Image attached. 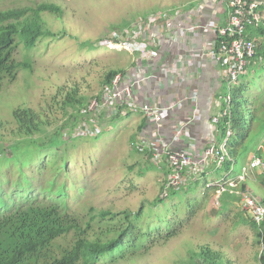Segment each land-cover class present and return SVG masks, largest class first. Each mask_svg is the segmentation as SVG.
Here are the masks:
<instances>
[{
	"label": "rangeland",
	"instance_id": "1",
	"mask_svg": "<svg viewBox=\"0 0 264 264\" xmlns=\"http://www.w3.org/2000/svg\"><path fill=\"white\" fill-rule=\"evenodd\" d=\"M191 2L0 0V11L52 4L62 12L60 15L41 14L45 28L58 37L41 38L30 49L20 42L14 59L28 61L31 69L16 71L12 82L0 90L3 127L0 129V146L3 147L0 152V217L12 215L18 209L56 205L69 223L74 221L79 229L86 231L85 237L95 239L102 227L99 211L114 214L110 228L116 230L124 229L125 224L129 226L122 214L129 212L130 227L135 234L126 237L120 250L100 260V264L202 263L201 257L196 255L204 248L218 254V264H260L261 245L249 218L237 204L227 203L224 208L222 203L217 204L203 182L172 191L162 204H153L160 197L164 174L135 152V136L142 124L140 117L105 121L101 135L72 141L65 140L63 130L62 143L48 145L56 130L80 109L67 108L64 114L52 101L59 89L74 86L85 104L100 92L106 73L131 67L128 54L95 48V41L105 31L127 27L148 13L172 10ZM260 34L255 33L264 50V35ZM241 82L248 86L246 98L251 108L247 112H254L256 119L250 120L248 114L251 127L244 142L248 144L250 132H260L264 127V108L258 105L264 98L263 57H255L249 63ZM219 93L226 94L225 84ZM65 95L63 92L58 100ZM18 107L40 110L43 117L52 111L49 118L46 117L44 131L28 139L13 135L12 113ZM261 145L263 147H258ZM254 149L258 152L264 149V130L249 144L247 152L239 150L232 177L241 174L243 168L249 169ZM249 173L252 177L253 173ZM224 174L223 169L212 171L208 180L220 179ZM247 183L263 202L264 189ZM91 216L97 219L87 229L85 223ZM73 233L71 230L56 240V252L69 248Z\"/></svg>",
	"mask_w": 264,
	"mask_h": 264
},
{
	"label": "built area",
	"instance_id": "2",
	"mask_svg": "<svg viewBox=\"0 0 264 264\" xmlns=\"http://www.w3.org/2000/svg\"><path fill=\"white\" fill-rule=\"evenodd\" d=\"M210 8L205 19L194 13ZM222 17V19H221ZM264 29V0H192L172 10L150 13L124 28L104 32L95 48L124 52L131 67L118 71L100 92L86 102L79 121L63 132L65 140L101 135L105 121L141 118L135 152L163 172L160 199L191 184L204 183L214 189L216 203L223 193L239 197L238 205L252 223H264V204L247 182L250 171H264V161L251 155L249 169L232 177L208 180L230 160L232 90L246 76L259 47L255 35ZM216 67L226 94L218 95L210 108L217 112L205 117L200 106V75ZM225 135L218 142L219 125ZM211 125L215 133L198 147L192 129ZM262 251V248H261Z\"/></svg>",
	"mask_w": 264,
	"mask_h": 264
},
{
	"label": "trees",
	"instance_id": "3",
	"mask_svg": "<svg viewBox=\"0 0 264 264\" xmlns=\"http://www.w3.org/2000/svg\"><path fill=\"white\" fill-rule=\"evenodd\" d=\"M44 12L58 15L62 13L59 7L52 4H39L35 8L27 6L0 11V90L4 85L12 82L16 76V71L31 69L28 61L17 62L14 59L15 50L20 42L23 43L26 49H30L41 38L58 37L56 33L45 28L41 17V14ZM259 32H261L259 36L264 35L263 29ZM262 57L264 58V50L260 45L257 49L256 58L262 59ZM117 72L110 70L106 73L103 84L108 82L109 78ZM246 86L247 84L241 82L231 93V129L233 136L228 148L230 160H227L220 169H223L225 173L230 172L232 167L234 170L239 150L244 153L247 152L249 144L264 130V127H261L260 132L256 131L254 133L251 131L249 143H244L248 135V128L250 129L251 127V122L247 121L248 114H250V120L254 119L256 121L254 112H247L251 108V105L249 106L246 98ZM63 92H66L65 97L58 100V97H61ZM52 101L56 106L61 107L64 114L67 108L75 109L77 107L80 109L77 114L72 115L68 121L56 130V133L49 140V146L62 143L60 133L63 130L72 129L76 125L79 121L80 112L86 104H84L83 97L79 96L74 86L71 88L66 86L64 89H59L55 96H53ZM258 105L264 108V98ZM50 114H52V111L46 117L49 118ZM46 117H43V113L40 110L18 107L12 113L15 123L12 134L28 139L29 136L32 137L36 133L44 131L45 123H47L45 121ZM2 128V124L0 123V129ZM225 131V122H221L219 125L220 134L218 142L224 137ZM16 147L17 145H14V149ZM258 147H263V145ZM2 149L3 147L0 146V152ZM255 149L257 148L255 147ZM255 149L252 150L253 155L264 161V149H262L263 152H258ZM251 173H253L252 177L254 179L249 182L257 184L264 189V171L254 170ZM210 190L214 195V189ZM58 192L56 191V193ZM163 201V199L158 198L153 204H162ZM238 201V196L228 192L223 193L219 197V202L223 204V208L227 206V203L238 205ZM122 214L125 223L128 222L129 226L125 224L124 229L116 230L115 228H110L114 214L108 211H99L98 216L102 218L100 219L102 227L100 228L98 237L89 239L84 236L86 231L79 229L74 221L69 223L65 213L59 212L56 205L18 209L12 215L0 217V264H100V260L120 250V247L124 245L123 241L126 237H131L135 234L133 232L134 229L130 227V213L123 212ZM96 219V216H91L90 221L85 223L86 228H90L91 223L96 221ZM250 223L262 248L258 257L259 263L264 264V223L260 227L251 221ZM71 230L74 233L71 234L73 239L69 248L64 247L59 252H56L54 249L56 240L68 235ZM196 256L201 257L203 264H218V254L215 255L208 248L202 249Z\"/></svg>",
	"mask_w": 264,
	"mask_h": 264
},
{
	"label": "crops",
	"instance_id": "4",
	"mask_svg": "<svg viewBox=\"0 0 264 264\" xmlns=\"http://www.w3.org/2000/svg\"><path fill=\"white\" fill-rule=\"evenodd\" d=\"M210 16V8L204 9L200 14L194 13L195 15H200L203 19H205V15ZM150 14V13H148ZM222 19V17H221ZM222 88L220 76L216 67H211L207 70H204L200 75V106L201 111L204 116L207 118L217 112L214 108H210L209 104L212 102L214 98L219 95V90ZM143 123L140 124L137 132L141 129ZM136 132V133H137ZM214 128L211 125L198 124L192 129V135L196 140L198 147H203L206 145L207 138L214 134ZM251 157V156H250ZM249 184H251L249 182Z\"/></svg>",
	"mask_w": 264,
	"mask_h": 264
}]
</instances>
